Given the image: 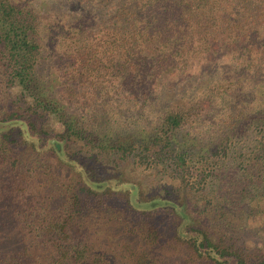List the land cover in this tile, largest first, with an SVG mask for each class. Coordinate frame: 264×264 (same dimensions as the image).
<instances>
[{
	"label": "trees",
	"instance_id": "1",
	"mask_svg": "<svg viewBox=\"0 0 264 264\" xmlns=\"http://www.w3.org/2000/svg\"><path fill=\"white\" fill-rule=\"evenodd\" d=\"M258 233L264 0H0V264H264Z\"/></svg>",
	"mask_w": 264,
	"mask_h": 264
},
{
	"label": "rangeland",
	"instance_id": "2",
	"mask_svg": "<svg viewBox=\"0 0 264 264\" xmlns=\"http://www.w3.org/2000/svg\"><path fill=\"white\" fill-rule=\"evenodd\" d=\"M214 62L217 63L216 60ZM215 65H217V64H215ZM199 66H200L199 64L195 63L190 68V71L185 72L183 74L184 76L177 75L176 78L178 76L182 77L181 79L178 80L180 82L177 83V84H175L176 82H173L172 80H169V79H166L163 82H159L157 84L158 86L156 87L157 88L156 90H158V100L156 102L155 101H150L149 104H151V105L149 107H147V108L142 106L141 103H139V102L137 103V105L134 106V107H136V106H138L140 104L138 106V108H136V110H137V112L138 111H143V117H142L141 120L149 122V120L153 117L154 113H156L157 110H160L162 108V105H160V103H159L160 101H164L166 98L173 99V97L175 98V95L177 93H179L180 91H183L185 89L188 90L191 86H195L197 84V81L202 79L201 73L197 71ZM206 70H208V71L212 70V72H214V69H211V68L206 69ZM216 70L218 71L219 67H216ZM216 70H215V72H217ZM215 72H214V76L212 77V81H214L215 79H217L219 77V75H218L219 72H217V73H215ZM209 74H211V73H209ZM159 86L163 87L164 89L163 88H159ZM169 86H170V88L172 86V89L170 91L168 89H166ZM177 89H178L179 92H177ZM167 90L169 91L170 96L168 95V93H167L168 91ZM246 91H247V89L243 90V93H244L243 96H246V98H247ZM162 93H164V94H162ZM112 104L113 105L114 104L118 105V102L116 101V99L113 100ZM116 105L114 106V108H116ZM145 106H146V104H145ZM118 109H119V105H118ZM221 109H223V111H222V113H223L224 109H225L223 107V105H222V107H219V110H221ZM123 112L124 113L121 112V114L119 115L121 117V119H123L124 116L129 115V113H127L125 111V109H123ZM125 113H127V114H125ZM254 236L255 235H253V239H254L256 245L259 247L264 241V240H262L264 234L258 233V234H256L255 237Z\"/></svg>",
	"mask_w": 264,
	"mask_h": 264
}]
</instances>
